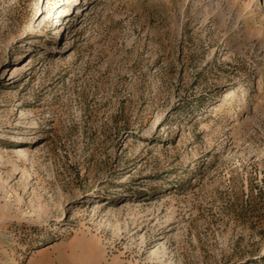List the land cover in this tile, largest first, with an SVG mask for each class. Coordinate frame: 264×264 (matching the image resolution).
<instances>
[{
    "label": "rangeland",
    "instance_id": "374dc122",
    "mask_svg": "<svg viewBox=\"0 0 264 264\" xmlns=\"http://www.w3.org/2000/svg\"><path fill=\"white\" fill-rule=\"evenodd\" d=\"M0 264H264V0H0Z\"/></svg>",
    "mask_w": 264,
    "mask_h": 264
}]
</instances>
